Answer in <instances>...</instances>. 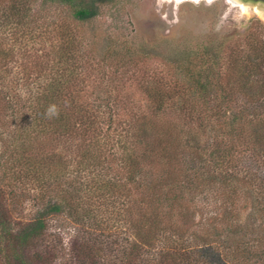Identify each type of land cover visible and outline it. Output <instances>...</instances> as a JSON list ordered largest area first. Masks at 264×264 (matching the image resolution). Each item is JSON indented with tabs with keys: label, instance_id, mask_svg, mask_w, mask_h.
I'll return each instance as SVG.
<instances>
[{
	"label": "trees",
	"instance_id": "1",
	"mask_svg": "<svg viewBox=\"0 0 264 264\" xmlns=\"http://www.w3.org/2000/svg\"><path fill=\"white\" fill-rule=\"evenodd\" d=\"M111 1L40 0L70 20L37 29L0 0V264H50L61 217L63 264H264V36L180 51L144 109L87 101L74 24Z\"/></svg>",
	"mask_w": 264,
	"mask_h": 264
},
{
	"label": "rangeland",
	"instance_id": "2",
	"mask_svg": "<svg viewBox=\"0 0 264 264\" xmlns=\"http://www.w3.org/2000/svg\"><path fill=\"white\" fill-rule=\"evenodd\" d=\"M36 1L37 29L70 20L66 8ZM74 25L81 53L89 62L81 75L87 86L84 99L100 97L102 103L109 99L129 109L145 108L144 80H177L174 61L180 51L223 44L226 53L238 34L252 31L264 36V18L249 5L243 10L229 0H112L101 6L92 22ZM63 220L49 223L46 244L57 249L50 264L66 261L75 233L68 222L60 228Z\"/></svg>",
	"mask_w": 264,
	"mask_h": 264
},
{
	"label": "water",
	"instance_id": "3",
	"mask_svg": "<svg viewBox=\"0 0 264 264\" xmlns=\"http://www.w3.org/2000/svg\"><path fill=\"white\" fill-rule=\"evenodd\" d=\"M232 1L235 4H245V5H257L259 7H264V0H229Z\"/></svg>",
	"mask_w": 264,
	"mask_h": 264
},
{
	"label": "bare ground",
	"instance_id": "4",
	"mask_svg": "<svg viewBox=\"0 0 264 264\" xmlns=\"http://www.w3.org/2000/svg\"><path fill=\"white\" fill-rule=\"evenodd\" d=\"M239 6H241L243 10H245L246 7H247V5H245V4H243V3L240 4ZM249 7H250V8L252 7V9L255 10V13H256V14H258L259 16H261V17L264 18V7H259V6H257V5H253V6L249 5ZM253 12H254V11H253Z\"/></svg>",
	"mask_w": 264,
	"mask_h": 264
}]
</instances>
